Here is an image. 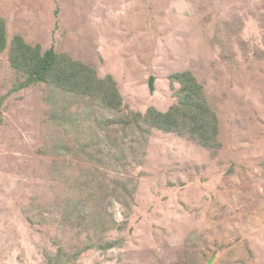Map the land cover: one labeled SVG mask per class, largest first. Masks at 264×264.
Returning <instances> with one entry per match:
<instances>
[{"label": "rangeland", "instance_id": "1", "mask_svg": "<svg viewBox=\"0 0 264 264\" xmlns=\"http://www.w3.org/2000/svg\"><path fill=\"white\" fill-rule=\"evenodd\" d=\"M0 16L9 44L68 54L124 100L118 112L44 83L14 91L25 78L0 53V264H264V0H0ZM185 71L221 147L113 124L167 111Z\"/></svg>", "mask_w": 264, "mask_h": 264}, {"label": "trees", "instance_id": "2", "mask_svg": "<svg viewBox=\"0 0 264 264\" xmlns=\"http://www.w3.org/2000/svg\"><path fill=\"white\" fill-rule=\"evenodd\" d=\"M7 49H9L10 65L25 78L21 85L14 88V91L21 86L44 83L71 96L96 100L110 111L120 112L124 108L123 97L111 75L100 78L94 68L74 61L68 54H59L53 48L43 52L40 46L28 44L22 36H15L9 44L6 22L0 16V53ZM169 80L172 87L178 84L179 89L175 92L176 102L167 111L162 112L150 107L145 113H126L121 120L118 119L112 123L140 133H150L151 129L174 133L197 141L206 148L221 147V143L217 141L219 119L207 101L202 84L190 71L175 73L169 77ZM90 147L92 145L89 143L83 144L80 150L84 155H88ZM96 154H90L91 162L96 160ZM82 187L85 190H90V194L93 196L98 194V189L92 184ZM115 189H123L128 196L131 195L126 184L118 180ZM76 201L75 196H71L66 201V213L69 214L68 219L70 220L79 219L84 208L82 201L75 203ZM90 213L94 214L93 218L96 223L101 220L100 214ZM97 231H103V228L99 227ZM121 244L120 240L108 241L100 245H87L85 249L99 247L102 250H109ZM57 257L62 259V253L58 252ZM56 261L61 264L59 259H50L49 264H59Z\"/></svg>", "mask_w": 264, "mask_h": 264}, {"label": "water", "instance_id": "3", "mask_svg": "<svg viewBox=\"0 0 264 264\" xmlns=\"http://www.w3.org/2000/svg\"><path fill=\"white\" fill-rule=\"evenodd\" d=\"M154 77H150V80H149V88H150V91L153 92L154 91Z\"/></svg>", "mask_w": 264, "mask_h": 264}]
</instances>
